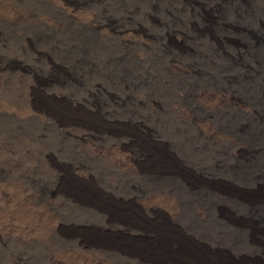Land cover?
<instances>
[{"label": "rangeland", "instance_id": "1", "mask_svg": "<svg viewBox=\"0 0 264 264\" xmlns=\"http://www.w3.org/2000/svg\"><path fill=\"white\" fill-rule=\"evenodd\" d=\"M63 1L76 3L79 7L76 10L78 14L76 12L73 13L75 16L69 14L67 6L61 8ZM63 1L0 0V178H4V181L0 179V192L7 190L12 194L15 192V188L23 186V190L29 191L33 196L46 197L57 215L56 217L60 219L61 225L67 231L62 233L48 231L41 222L37 224L38 226L35 225V229L33 227L31 231L30 229L22 230L23 228L16 222L17 225L13 224L15 226L13 228L17 232L13 231L10 233L11 235L4 236V230L0 225V264H56V257L62 255L69 246V242L65 238L66 235L76 236L79 234L88 237L94 234L95 236L103 235L99 229H95L99 224L100 215L92 207H86L85 204L72 198H64L60 194L59 177L64 174L65 169L76 168L84 175L87 174L100 188L124 202L132 196L134 189L141 192L139 194L141 197L147 194L148 199H153L168 192L170 194L171 188V194L174 195L177 193L175 188L179 187L178 180L174 178L161 179L148 176V182L136 180L133 175L121 171L107 155L104 156L103 153L96 155L92 152L95 146L72 137L53 120L37 113L32 106V88L41 90L39 82L47 83L46 88L54 89V91L52 90L54 93L58 89L57 93L66 92L73 96L77 94L78 98L85 96L86 91L89 88L92 89L93 86L102 87L95 93L108 112L120 122L139 125L136 126L139 130L146 127L148 141L165 143L173 155L176 158L179 157L178 159H181L180 161L185 166L188 165V168L197 169V167L202 168L203 166V169L206 168L205 170L209 171L210 165H213V162L217 160L221 164H219V169L209 173L213 175L217 173L215 175L218 177L221 175L219 179L225 178L224 181L226 180L227 183L239 188L243 187L240 182L232 180L236 172L239 173H236L239 176L246 172L244 176H247L250 172H254L251 171L252 169L256 168V171H259L262 176L264 175V153L262 154L264 149L259 150V146L264 148V0H235V3L234 0ZM8 5L10 9L7 7ZM2 10L6 12L4 13ZM221 10L222 13H220ZM91 13L94 14L93 22L86 20V17ZM95 20H98V24L94 23ZM252 27L256 31H252ZM230 28L232 29L229 30ZM120 30L128 34L131 33L132 39L117 34ZM216 33H219L218 36ZM196 40L200 42L196 44ZM204 45H207L208 48ZM247 45L248 47H246ZM214 48L217 50H213ZM237 50L238 53H236ZM45 56L46 58H44ZM258 59H262V61L258 62ZM240 67H244V70ZM252 72L253 74H251ZM247 88L248 90H245ZM108 93H111L110 96L122 99L124 102L122 107L114 106L107 96ZM204 96L220 97L219 107L210 109L197 104L198 100ZM228 97L239 102L243 101L241 104L244 106L240 108L229 104L227 108L228 101L226 99ZM252 103L255 104L252 105ZM186 106H189L190 109ZM110 107L113 108V111ZM183 108H185L184 111ZM247 112L251 113L248 115ZM188 116H192V121H190V117L187 118ZM206 120H209L210 123H206ZM217 120L219 123L216 122ZM200 122L201 125L198 124ZM202 125H209L217 131L222 130L221 132H226L232 138L241 137L248 146L242 147L243 152L238 155L233 151L235 146L229 144L231 142H225L223 145L207 137L201 130ZM238 131L240 134H237ZM108 145L109 140L103 142L102 150L107 149ZM231 155H235V157L232 158ZM236 167L241 170L235 169ZM260 168L262 169L260 170ZM213 170L215 169L213 168ZM73 172L75 175L76 172L74 170ZM19 184L22 185L19 186ZM139 185L147 186L142 187V190ZM45 191L48 193L47 196L51 197H47ZM203 198L205 201L217 200L212 196ZM220 203L227 208H232L228 202L221 200L218 204ZM151 218L148 213V224ZM182 224L184 225L183 222L178 223L181 230L186 232V225L184 227ZM202 227L204 231L213 228L210 223L202 225ZM45 229L46 231L41 232ZM213 230L221 233L218 229L213 228ZM221 250L228 251L230 255L235 256L234 251L227 246H222ZM42 251L43 253H41ZM57 251H60L61 254ZM19 261L21 262L19 263ZM134 262L130 258L123 264H140Z\"/></svg>", "mask_w": 264, "mask_h": 264}, {"label": "bare ground", "instance_id": "2", "mask_svg": "<svg viewBox=\"0 0 264 264\" xmlns=\"http://www.w3.org/2000/svg\"><path fill=\"white\" fill-rule=\"evenodd\" d=\"M234 3H235V0H234ZM64 6H67V11L69 14L75 13L76 10L79 8L77 6V4L72 2V1H63V3L61 4V8H63ZM7 7L9 8V5ZM1 9H3V8H1ZM226 9L228 10V8H226ZM194 10L196 11V9H194ZM2 11H4V13L6 12L5 10H2ZM12 11H14V10H12ZM217 11L219 12V10H217ZM190 12H191V10H190ZM206 12L207 11H205V13ZM220 13H222V10L220 11ZM233 13H235V12H233ZM25 14H26V12H25ZM234 17H236V16H234ZM18 18H20V17H18ZM86 20L89 22L90 21L93 22L94 14L91 13L89 16L86 17ZM10 21H8V22H10ZM97 21L95 20L94 23L98 24ZM207 21H208V19H207ZM77 22H79V21H77ZM193 25H195V24H193ZM239 26H240V24H239ZM204 28H206V27H204ZM231 29L232 28H230L229 30H231ZM252 29H253V27H252ZM129 30H131V29H129ZM254 30L255 29H253L252 31H254ZM218 32H221V31H218ZM97 33H98V31H97ZM234 33H236V31H234ZM234 33H232V34H234ZM117 34H121L124 38L132 39L131 33L128 34L127 32L120 30ZM218 34L216 33L217 36H218ZM230 34H231V31H230ZM242 34H244V33H242ZM223 37L225 38V36H223ZM229 37H231V36H229ZM238 37H240V36H238ZM258 38H260V37H258ZM239 39H237V40H239ZM153 40H155V39H153ZM122 41H123V39H122ZM134 41H135V39H134ZM253 41H254V39H253ZM135 42H137V41H135ZM142 42L143 41H141V43ZM195 42L197 44V42H200V41L196 40ZM134 44H136V43H134ZM198 44H200V43H198ZM245 44H247V43H245ZM159 46H161V45H159ZM205 46H207V45H204V47ZM246 47H248V45ZM251 47H252V45H251ZM206 48H208V46ZM78 49H80V48H78ZM251 49H249L250 52H251ZM213 50L216 51L217 49L214 48ZM218 50H220V49H218ZM247 50H246V52H248ZM199 53H201V52H199ZM236 53H238V50ZM248 54H249V52H248ZM202 55H204V54H202ZM231 56H233V55H231ZM247 56H249V55H247ZM237 57H238V55H237ZM252 57H254V56L252 55ZM44 58H46V56ZM232 58H234V57H232ZM236 58H235V60H236ZM257 58H258V56H257ZM172 59H173V57H172ZM172 59H171V61H174ZM177 60H178V58H177ZM259 60L262 61V59H258V62H259ZM171 61H169V62H171ZM255 62H254V64H255ZM242 63H243V61H242ZM228 64H229V62H228ZM251 64H252V62H251ZM170 66H172V65H170ZM258 67H260V66H258ZM241 68L242 67H240V69ZM243 68H242V70H244ZM240 69H239V71H240ZM245 69H247V68L245 67ZM252 70H254V69H252ZM57 71H59V70H57ZM254 72H256V71H254ZM59 74H60V72H59ZM63 74L64 73H62V75ZM187 74H189V73H187ZM251 74H253V72ZM258 82H259V79L257 81V84H258ZM38 84H39V86L42 87L41 90L35 89V88H32L33 90L31 89L32 90V97H33V105L32 106L35 109V111L37 113L39 112V113L45 115L46 118L48 117L51 120H53L59 127H61L64 130L65 133L72 135V137L77 138L78 140H80L82 142L86 141V142L90 143L91 145L95 146L93 151L92 150L91 151L96 153V155L99 153H103L102 155H104V156L107 155V157H109L112 160V162L116 166H118L119 169H121V171L123 170L124 172L129 173L131 176L133 175L136 180L138 179V180H141L144 182H148V179H149L148 176H150V177L161 178V179L174 178V179L178 180L177 182H179V184H178L179 187L175 188L177 193H175L174 195L171 194V190H172V188H171L169 190L170 194L168 191H167L168 193H166V191H165L166 194L160 195L158 197L156 196L153 199H148L147 194H145V196L141 197L139 195L141 192H139V190H136L133 188L134 190L132 192V196H130V198H128L124 202L122 200L117 199L118 197L115 198V197H113L114 195L112 196L108 192H106L102 188H100L96 183L93 182L94 180H92L90 176H87V174L84 175L78 169H76V168L71 169L69 167V169H71L72 171L74 170L76 172V174L74 175V172L72 173L71 170H67V169H65V167H63L65 169V171H63L64 174L60 175V177H59L60 178V185H59L60 194L64 198L68 197V198H72L74 200H77L80 203L85 204L86 207L87 206L92 207L95 210V212H97L100 215L99 216L100 217L99 224H98V226H96L97 228H95V229H99L101 231L100 233L103 235L95 236V234H94L93 236L90 235L89 237L79 235V234L76 236L66 235L65 238L68 240L69 246L67 249H65L66 251H64L62 255H60V256L58 255L56 257V261H55L56 264H123L124 261H126L127 259H130V258L135 261L134 263L137 262L140 264H226V263L227 264H264V175L262 176L261 173H259V171H256V168H255V170L252 169L251 171H254V172H250L247 176H244L245 175L244 173H246V172H243V171H241V172H243V173H241L242 176L237 175V174H239L237 172H236L237 174L236 173L234 174L232 172L234 175H233V177L231 175V177L234 179H232L228 176L232 180L239 181L240 184L243 186L242 188H241V186L239 188L235 185L227 183L228 181L227 182H226V180L224 181L225 178L224 179L222 178L223 180L219 179V177L221 175H219V177H218L217 175H215L217 173H215L214 175L209 173V172L216 171L217 169H219V166L221 164L217 160H215L213 162V165L211 164L213 166L212 168L210 165L209 168L211 170L209 169V171L205 170L206 166L204 167L205 169H203V166H202V168L197 167V169H195V168H188V165H186L187 166V168H186V166L180 161L181 159L179 160L178 159L179 157L176 158L165 143L156 142V141H148V129L146 127L145 128L143 127V130H139L136 128V126H139V125L136 124V126H135L134 124L130 125V124L123 123L122 121L120 122L119 119L117 120L110 112H108L107 111L108 109L107 108L105 109L104 105L97 99V97H96L97 95L95 93V92H98L99 89H102V87H99L97 85L93 86L92 89L89 88V90L86 91L87 93H85V96H83V97L80 96L81 98H78L77 94H76V96H77L76 97V96H73L71 94H66L65 91H64L65 93H62V92L57 93L58 89H57V91L55 90V92L57 93L56 94L53 92L54 89L50 90L49 88H46L47 83H44V82L40 83L39 82ZM224 90H225V88H224ZM245 90H248V88ZM68 91H69V89H68ZM204 92L206 94V90ZM228 92H229V90H228ZM228 92H226V93H228ZM110 94L109 93L107 94V96H109L110 102L114 106H117V108L122 107V104L124 103L123 100L122 99L120 100V98L118 99V97L116 98L114 96H110ZM193 94H195V93H193ZM199 94L201 95L200 91H199ZM260 95H262V94H260ZM199 98H197V99H199ZM179 100H181V99H179ZM221 100H223V99H221ZM226 101H228L227 108L229 107V104L231 106H238L240 108H241V106H244L243 104H241L243 101L239 102L238 100H236L232 97H228L226 99ZM187 102H190V101L187 100ZM198 102L199 103H197V104L203 105L207 108L217 109L219 107L220 97H210V96L205 97L204 96L201 100H198ZM193 103H195V102H193ZM255 103L257 104L258 102H255ZM254 104L252 103V105H254ZM180 105H181V103H180ZM177 106L179 107V105H177ZM186 107L189 108V106H186ZM110 108L113 111V108L112 107H110ZM184 109L185 108H183V111H184ZM199 109H200V107H199ZM116 111H114V112H116ZM252 112H253V110H252ZM240 113H242V112H240ZM249 113H251V112H249ZM249 113L247 112L248 115H249ZM114 114H116V113H114ZM218 114H220V113L218 112ZM192 116L191 117L188 116L187 118L190 117V121H192L191 120ZM211 116H212V114H211ZM252 116H254V115H252ZM213 117H216V116H213ZM213 119H211V120L213 121ZM198 120H199V118H198ZM208 121L206 120V123L209 124L210 122H208ZM216 122L219 123L218 120ZM189 124H187V125L189 126ZM198 124L201 125V122ZM244 125H246V124H244ZM239 126L241 127V125H239ZM254 127H255V125H254ZM195 128H196V126H195ZM201 130H203L204 134L207 137H209L211 140L215 141L216 143H220V144L224 145L225 142H227V143L231 142L229 144L235 146L233 148L234 149L233 151H235V153H237V154L243 152L241 150L242 147H245V145L248 146L247 143H244L245 141L243 142L244 139L242 140L241 137L235 136L232 138V136L228 135L226 132H221L222 130L217 131L216 129L210 127L209 125L208 126L202 125ZM230 132H232V131H230ZM237 134H240L239 131ZM241 135H242V133H241ZM251 139H253V138H251ZM108 140H109V145H108L109 147L107 146V149H104V151H103L102 149H103V146H105V145L102 146V144H103V142L108 141ZM207 140H208V138H207ZM247 142H250V141H247ZM251 143H252V141H251ZM252 145H254V144L252 143ZM225 147H226V144H225ZM249 147H251V146H249ZM259 147H260L259 150L261 148L264 149L262 146H259ZM220 148L222 149V147H220ZM260 152H262V151H260ZM260 152H259V154H260ZM263 153H264V151L262 152V154ZM8 155H10V154H8ZM219 155H220V152H219ZM233 156L235 157V155H233ZM233 156H232V158H233ZM215 158H216V156H215ZM251 160H253V159H251ZM231 161H230V163H231ZM62 162H63V160H62ZM226 163H227V161H226ZM222 165H224V164H222ZM245 166H247V165H245ZM229 167H230V165H229ZM250 167L252 168L253 166H250ZM213 168L215 170H213ZM237 168L238 167H236L235 169H237ZM238 169H240V168H238ZM261 169L262 168H260V170ZM80 170H82V169L80 168ZM229 172H231V171H229ZM20 177H22V176H20ZM1 180L4 181V178ZM171 181H173V179H171ZM54 182H55V179H54ZM6 184H8V183H6ZM20 185H22V184H19V186ZM146 186L142 185L143 188ZM22 187L15 188V192H13L12 194L7 192V190H5V191L1 190V192H0V198L2 199V201L0 202V225H1V228L4 230L3 231L4 236L7 234H10L13 231H16L13 228V227H15V226H13V224H16V222H18V224H19L18 226L23 228L22 230L30 229V231H31V229H33V227L35 225H37L39 222H41V224L44 225L48 229V231L59 232V233L65 232L66 228L61 225L62 223H61L60 219L58 217H56L57 215L52 210L51 204L46 200V197L40 198V197L33 196L32 193H30L29 191L23 190ZM142 187H141V189L143 190ZM9 190H11V189H9ZM158 193H159V191H158ZM45 194L47 196L48 193H46V191H45ZM60 194H59V196H60ZM205 196H207V197L212 196L214 199H217V200L216 201L215 200L214 201H209V200L205 201L203 198ZM47 197H51V196L48 195ZM152 197H150V198H152ZM198 199H200V200H198ZM221 200L228 202L232 206V208H227L226 206L222 205L221 203L218 204L219 202H221ZM55 202H56V200H55ZM127 202H128V204H126ZM192 208H193V210H192ZM148 213H149V216L152 217L150 219L149 224H148ZM179 222H181V223L183 222L184 225L183 224L182 225L184 227L186 225L185 228H186L187 233L183 232V230H181L180 226L178 225ZM63 223H65V222H63ZM208 223H210V225H212L214 229L220 230L221 233H219L218 231L216 232L215 230H213V228H212L213 231L211 229L206 230V231L202 230V228H203L202 225H205ZM34 229H35V227H34ZM44 231H46V229L42 230L41 232H44ZM14 236H16V235L14 234ZM6 238H8V237H6ZM23 239H25V238H23ZM53 246H54V244H53ZM222 246H227L230 249H232L234 251L235 256L230 255L228 251L221 250ZM39 247H40V245H39ZM59 247H57V248H59ZM53 251H54V249H53ZM57 252H60V251H57ZM61 252H62V250H61ZM61 252H60V254H61ZM41 253H43V251ZM54 253H56V251H54ZM50 258H52V257H50ZM16 260H14V261H16ZM52 261H54V260H52ZM20 262L21 261H19V263Z\"/></svg>", "mask_w": 264, "mask_h": 264}]
</instances>
